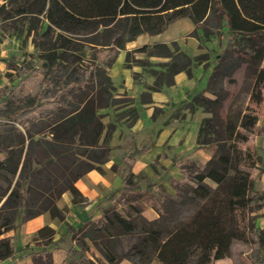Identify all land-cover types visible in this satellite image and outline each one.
Returning <instances> with one entry per match:
<instances>
[{"label": "trees", "instance_id": "trees-1", "mask_svg": "<svg viewBox=\"0 0 264 264\" xmlns=\"http://www.w3.org/2000/svg\"><path fill=\"white\" fill-rule=\"evenodd\" d=\"M179 19L191 20L196 40V30L211 38L225 29L229 38L213 59L205 90L188 105L206 114L195 140L211 156L203 165L190 159L177 163L181 178L169 179L173 197H158L151 185L142 189L128 172L118 193L119 209L110 204L99 219L78 229L68 226L77 249L64 264H93L85 240L100 248L107 264L124 259L131 264L154 259L160 264H214L231 255L234 240L259 254L253 264H264V230L253 223L264 207V193L253 189L259 157L251 142L253 135L264 136L252 111L264 96V0H0L4 30L11 35L25 32L34 47L18 82L1 100L18 110L5 115L8 123L0 121V262L14 252L11 238L4 235L14 228L18 209H23L22 221L45 212L62 220L58 200L63 194L69 193L74 204L84 202L74 184L109 160L108 142L115 129L102 122L100 111L122 104L115 98L108 69L127 43L141 35H159ZM172 46L151 43L126 52L125 68L142 63L135 54L165 57L163 65L173 76L208 57V51L192 57ZM237 71L251 82L247 111L224 114L229 96L222 83H234ZM131 111L133 123L136 110ZM147 146L135 149L136 154ZM186 176L192 184L188 189L182 187ZM137 199L163 218L144 219ZM172 200H187L193 209L181 220L161 224L168 219L166 206ZM53 234L48 227L34 234L32 240L40 239L43 246L30 249L33 264H54L48 247ZM127 234L134 241L116 254L111 240Z\"/></svg>", "mask_w": 264, "mask_h": 264}, {"label": "crops", "instance_id": "crops-1", "mask_svg": "<svg viewBox=\"0 0 264 264\" xmlns=\"http://www.w3.org/2000/svg\"><path fill=\"white\" fill-rule=\"evenodd\" d=\"M191 25L193 26L190 19H187V21H175L166 28L167 30L163 31V33L161 32V35L152 36L150 39L168 44L166 40L174 39L178 34L188 32L192 27ZM193 47V51L189 56L195 57L207 53L205 48H198L197 40L193 43ZM212 55L215 57V54H208L207 59L203 62L199 64L192 63L188 71L177 72L175 75L171 76V81L168 84H163L160 89L149 90L147 87L153 85V79L148 78L143 85L134 82L132 73L139 72L135 69L137 65H133L131 68H125L124 63L126 56L125 53H123L121 61L122 66H118L117 69L114 70H112L113 67H110L108 71L112 84L118 90L115 98H119V94H127L128 91V96L134 101L131 107L136 108L138 117L132 125H127L126 133L120 128L124 124L123 122L125 118H121L120 122L115 124L116 128L119 127L120 129L117 128L115 133H113L109 139L108 143L111 148L109 160L106 163L99 165V168L103 173L101 174L93 169L83 176L86 178V181H83L82 177L74 184L83 196L84 202L74 204L71 202V196L69 193H65L58 200L59 209L64 210V218L62 220L57 216L50 215L49 212H45L37 215L35 218L25 221L23 220L14 228L8 230L4 236L11 238L14 252L8 259L1 261L0 264H33V261L28 255L30 249H38L43 245L40 239L34 241L32 240V237L37 233V230L42 227H48L54 231L51 243L48 245V247H52L51 253L54 264H64L67 257L70 255L68 249L71 245L64 250L63 245L60 247L59 244L63 239V236L69 233L68 226L78 229L82 224L88 221L99 219L102 216V212H98L94 206L100 204V202H102L101 199L105 197L103 193H99V188L108 190V188L120 187V178L116 176L110 167L113 164H119L121 162L120 157H117L121 152L125 155L126 153H130V151L141 147L143 144L148 143L146 151L136 154L135 162L130 169L133 174L136 175L140 172L148 179L156 176V173H153L151 164L157 158H159L158 161L162 168L165 166L169 168L168 174H170V177H173L172 179L174 180H177L175 178L179 176L178 174L180 171L177 163L185 159H191V157H188V154H191L192 157L194 156L201 164H205L211 156L210 149L197 148L195 139L199 127V121L206 115L198 111L200 108H194L193 112H189L187 106L191 103L195 94L205 90L207 83L205 82V85H203L201 82L205 79L207 81L212 72V67L214 65V57H212ZM137 58L139 59L140 57ZM260 67H264V57ZM204 76L206 77L204 78ZM119 81L123 82L122 84L124 86L122 88H120V85L118 84ZM177 86H181L183 90L186 91V93L183 94V97H181L184 101L178 100L177 102H174L168 93L170 90L168 88H177ZM166 87L168 88L166 89ZM247 96L249 99L248 94ZM252 111L257 116V124L264 128V96L260 107L255 110L253 109ZM192 118L195 119L194 128L189 124V120ZM150 120L153 123H157L156 127L150 126V124L145 126ZM160 126L162 129H159ZM142 133H144V135H142ZM126 134L131 136V139L135 136V139L132 141L131 139L127 140ZM251 139L255 153H257L259 160H261V165L257 166L263 170H253V189L260 192L264 189V136L253 135ZM166 150L170 151V153H168V156H162V153ZM179 156H181V160L174 164V159L179 158ZM169 192L172 193L170 190ZM155 215L154 212H152V214L150 212L149 216L152 218L155 217ZM255 215L256 217L253 221L254 225L258 229L264 230V207L259 209ZM71 242L75 241L72 240ZM85 242L89 246V250L86 251V256L93 261L94 259L89 254L93 250V256L99 258L100 255L98 250L94 247H90L92 243L88 240H85ZM27 246L29 247L28 249L25 248ZM75 249H77V245L74 246V250ZM94 264L98 263L94 262ZM104 264H107L106 260H104ZM118 264H131V262L124 259ZM214 264H234V261L232 260V257L228 256L216 260Z\"/></svg>", "mask_w": 264, "mask_h": 264}, {"label": "rangeland", "instance_id": "rangeland-1", "mask_svg": "<svg viewBox=\"0 0 264 264\" xmlns=\"http://www.w3.org/2000/svg\"><path fill=\"white\" fill-rule=\"evenodd\" d=\"M181 21H187V19H179ZM178 21V20H177ZM4 24L0 22V121L2 123H8L9 121L7 120V117L5 115L9 113L16 112L18 110V107L14 103H9V105L3 106V103H1L2 98L9 93L11 87L13 84H16L17 77L18 75H22L21 72L26 68V64L31 60L28 56L32 54L34 47L31 45L30 42V37L26 35V33H17L11 35L8 31L4 30ZM192 26V25H191ZM194 27L192 26L191 29L188 32H183L181 34H178L175 36L174 39L166 40L168 43V46L170 49H173L172 44H176L178 49L183 51L186 55H190L191 52L193 51V43L196 42V39L193 35H191V32L193 31ZM167 30V29H166ZM163 33V32H162ZM196 33L199 35V40L198 41V48L206 49L208 51V54H215L217 55L219 51L222 49V47L225 46V44L229 41L228 34L225 29L222 31H219L218 34H213V37L211 38H206L202 37V34L200 30H196ZM161 35V34H159ZM152 36H157V35H141L135 38L132 42L127 43L124 47L123 50H121L115 62L111 67H113L112 70L117 69V67H121V61H122V55L123 53L129 52L130 54L132 53V50L135 48H138L142 45H147L149 43H155V42H162L158 40H151L150 38ZM221 36V39L219 38ZM221 41V43L219 42ZM165 42V41H163ZM196 46V45H195ZM123 52V53H122ZM136 58L140 57L142 63H137V69L139 72H133L132 73V78L134 82L138 84H145V82L148 80V78H152L153 85L155 90L160 89L163 84H168L171 80V76L168 74L167 69L163 65V63L167 62L168 59L161 57V58H146L145 56L142 55H134ZM214 57V55H212ZM194 64V63H193ZM125 67V63H124ZM139 67V68H138ZM204 69V68H201ZM206 76H204L205 78ZM234 83L227 82V79L223 81L222 86L223 88L228 92V99L225 102L223 111L224 114H235L237 110H243L247 111V104H248V91L251 86V82L246 79L243 71H237L234 74ZM206 79L203 80L201 83L205 85ZM122 81H119L120 88H122L124 85L122 84ZM149 87V86H148ZM147 87V89H148ZM168 87H166L167 89ZM169 90V95L174 100V102H177L178 100L184 101L183 94L186 93L185 90L181 86H177V88H168ZM118 90L115 88V95ZM119 100L122 101V104L120 106H111L108 108H105L104 110H101V114H104V117L102 119V122L106 125L107 123H111L113 125L114 132L115 130L119 127L116 128V123L120 122L121 118H125L124 124L120 127L122 131L126 133V127L127 125H132L131 123L132 118L134 114L132 113V110H136L135 107H131L134 103L133 99H131L128 95L129 92L127 91L126 93L119 94ZM188 107V106H187ZM194 108L190 109V111H194ZM201 113L204 115L205 112L202 111L201 109H198ZM178 113V112H177ZM136 118L138 117V113L136 111ZM135 118V119H136ZM200 122V121H199ZM156 127L157 123L152 122L151 120L149 121L148 124L145 126L149 125ZM189 124L195 127V119L192 118L189 120ZM158 127V126H157ZM119 128V129H120ZM149 129V128H147ZM159 129H162L160 126ZM144 132V131H143ZM112 133V135H113ZM197 134V133H196ZM111 135V136H112ZM127 135V134H126ZM139 135V133H138ZM144 135V133H142ZM141 135V136H142ZM111 138V137H110ZM131 139V136L127 135V140ZM135 136L131 139L134 140ZM175 151V150H174ZM136 153L135 150L130 151V153H126L123 155V152L119 153L117 157H120L121 162L119 164H113L114 170L112 169V166L110 169L120 178V187L118 188H108L102 189L99 188V193H103L105 197H103L102 202L100 204L94 206L96 207V210L98 212H102L105 208L108 207V205H113L116 209H119L121 207L119 200H118V193L122 191L123 189V176H125L128 172H131L130 169L132 168L135 158H136ZM168 153L170 151L166 150L162 153V156H168ZM110 154V153H109ZM2 154H0L1 156ZM188 157H191L190 161H194L196 164L203 165L201 164L194 156L192 157L191 154H188ZM259 157V156H258ZM159 158L155 159L153 163L151 164V168L153 170V173H156V178L152 177L151 179H148L145 177L143 173H137L134 175V182L137 183L142 189H144L146 186H150V190H152L155 195L163 196V197H168L174 196V190L169 184V179L173 178L170 177L169 173V168L164 167L162 168L160 165V162L158 161ZM181 160V156L179 158L174 159V164L176 162H179ZM258 166L261 165V160H259ZM174 166V165H173ZM256 166L260 171H263L260 169V167ZM143 170V168H142ZM144 171V170H143ZM99 173H103L101 169L97 170ZM145 172V171H144ZM179 176L175 179L179 180L181 178V174L179 171ZM83 181H86V178H82ZM209 183V182H208ZM183 188L188 189V187L192 186L189 178H184L183 179ZM211 184V183H210ZM214 186V185H213ZM169 190L172 192L170 193ZM261 193H264V189L260 191ZM116 194V196L112 199L113 201L109 200V195L111 194ZM136 205H138L141 208L140 214L144 219H146L149 222H152V220H161L163 217L159 216V213H157L152 207H150L146 202H144L142 199H137ZM193 209V205L190 204L187 200L186 203L182 204L181 202H177L175 200L170 201L167 203L166 206V213H168V219L166 221H162L161 224H165L166 222H171V221H176V220H181V218L189 215ZM150 212H154L156 215L155 217L149 216ZM23 216V209L20 208L18 209L15 220H14V227L22 221ZM71 234L67 233L66 235L63 236V239L61 240L59 246L63 245L64 250L66 248H69L70 245L72 246V249L69 250V257L72 256L74 252V246H76L75 242H71ZM112 242V249L116 254L123 253L130 244L134 241V238L130 237L129 234L124 235L122 237H116L111 240ZM91 248L94 247L98 250L100 257H94L92 252L89 254L91 257L94 259L93 261L98 264H104L105 258H103V255L101 253L100 248L95 244H91ZM97 253V252H96ZM230 257H232V260L234 261V264H253L255 259L259 258V254L254 249H251L250 245L248 243H245L241 240L237 241L234 240L232 241L230 245ZM67 257V258H69ZM92 261V260H91ZM92 263L94 264V262ZM216 261V260H215ZM214 261V262H215ZM150 264H160L157 260H153Z\"/></svg>", "mask_w": 264, "mask_h": 264}]
</instances>
